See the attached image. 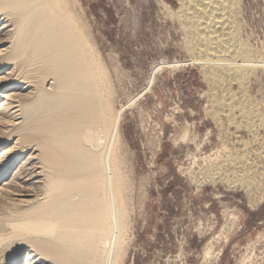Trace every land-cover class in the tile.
<instances>
[{
	"label": "rangeland",
	"instance_id": "rangeland-1",
	"mask_svg": "<svg viewBox=\"0 0 264 264\" xmlns=\"http://www.w3.org/2000/svg\"><path fill=\"white\" fill-rule=\"evenodd\" d=\"M68 1L70 11L73 10L76 25L81 29V33L83 32L85 37L83 38L86 39L83 42H89L88 47L90 49L86 47V50L91 55L90 60L93 69L97 70L95 74L99 78L100 84H102L99 87L101 91L102 89L105 90L102 91L105 100L102 99L103 102L106 101L104 102L105 105L108 104L109 115L106 109H104V112H100L102 109H98L97 106L100 108L99 103L101 102H97L96 105L97 97L87 95L84 88L82 89L84 90L83 93L80 86L73 87L76 93L72 88V90L70 89L73 91L72 94L69 92L70 90H67L69 87L67 84L71 85L70 82L73 81V78L75 80V77L70 78L69 75V83L66 82L65 79L67 78L65 77L72 71L74 73L75 69L73 68H75L78 58H80L79 61L81 58L87 59L83 57V52L82 55L79 54V56L73 57L70 54L71 50L68 45H64V48L62 44H57L58 46L54 45L56 46L54 49L50 48L52 52L48 49L49 52L47 53V49H45L46 51L42 49V52H38L39 54L42 53L41 56L38 53L35 54L32 50L31 41L34 44L35 40L32 33L37 29V26H35L37 21L34 23L33 19L31 21L33 26L29 23L31 26L28 27V24L25 26L28 28H21V24L23 25V21H25L21 15H24L25 12L22 14L19 10L16 13L10 9H2L3 12L0 10V24H2L0 28V66L6 63L0 70V105L5 102L3 96L8 93L15 94L18 100L20 99V105L23 104L22 107L14 108L18 103H11L12 100H6L11 105L9 104L8 107L3 106L4 110L7 108V112H5L7 116L0 115V155L3 153L1 149L4 147L11 149L18 143V148L19 146L22 148L23 143L30 142L33 145L27 148L33 149L22 153L23 149L19 148V152L11 158L10 163L16 160L14 170H17L19 165L21 166L33 154L37 158L29 159L28 162L32 163L29 166L36 165L34 169L41 171L43 168L44 170L41 171L44 176L41 174L42 176H37L38 178L36 177L30 181L21 180L24 176L23 172L18 174L19 178L7 173L8 176L6 175L0 179V264H14L16 260H19L18 264H25L28 251L34 248L31 244L33 240H40L38 238H41V235L42 240L48 239L49 237L46 236L49 234L50 238L51 235L53 237L56 227L50 225L49 228L48 222L56 216L55 211L53 214L50 213L53 215L52 219L49 218L51 215H48V222L44 221L45 219L42 220L41 217L44 224L39 220L40 216L38 219L36 218L37 221L36 219L31 220L35 214L37 215L40 212L38 211L40 205L43 204L41 208L47 207L45 204L48 205V198L50 199L48 186L51 181L56 178L60 179L61 176L63 178L65 175V178L71 176L75 178L77 175L83 177L80 175L82 173L86 177V175H92L98 170L99 176H97V173L95 175L99 178L96 181L98 185H103L105 191L107 190L106 193L104 190L101 192L104 196L107 193L114 194H108L105 198L109 201V196H114L119 208L121 207L120 210L122 209V215L120 214V220L117 221V224H113L114 221L111 222L106 217L105 226L107 230L104 231L105 226L103 229V241L105 239L106 242H104L105 244L101 243L102 249L105 248L103 249L105 252L101 250L103 257L101 252H98L97 255H100L98 256L99 260L96 259L95 263L264 264V126L260 122V119L264 118V0H240L239 7L236 8L235 20L239 27V35L252 51V70L251 73L249 72L245 84H235L237 81H232V84L229 83L225 87L216 86L212 78L215 74L213 68H210V65L206 66V61L201 56L199 57V54L191 52L189 49L190 34L184 24V18L180 17L179 14L181 8L179 0ZM13 13L16 15L18 13L19 17L13 15ZM18 22L21 23L17 24ZM3 26L4 28H2ZM18 28L23 29L22 33L21 31L18 32ZM22 35L25 36L20 38ZM26 36H29L27 38L29 41L31 40L30 42L27 41V38H24ZM29 44H31L32 49H30ZM61 48V52L65 51L64 49L66 51L70 50V53L67 52L70 55L65 53L66 51L63 52L64 54L59 52L58 49ZM80 49L78 48L77 53L82 51L79 52ZM57 51V55H54ZM47 57L54 59L52 61ZM44 60H46V63ZM86 61L83 59L81 62L87 64ZM61 68L63 70H60ZM68 69L69 71L66 72ZM64 73L67 75H63ZM99 74L101 76H98ZM75 75L77 74L75 73ZM60 79L65 81L66 89L63 83L61 86ZM71 79L72 81H70ZM54 80L59 81L60 84H57ZM20 81L24 83L22 82L19 87H16V83ZM53 85L55 88H53ZM77 89L80 90L79 95ZM58 90H64V93L67 90L70 96H65L69 95L66 93L63 95V91L58 93ZM41 91L44 93L43 96ZM48 92L51 93L47 95ZM232 95L233 97H231ZM56 96L58 97L57 100ZM64 96L66 100H64ZM69 97L71 99L67 100ZM87 97L91 98L88 99ZM46 98L47 102L51 101L47 103ZM93 98H96V100H93ZM232 100L234 102H245L246 106L258 115L253 117L254 120H250V123L252 122L251 128L247 127V121L237 110L234 114L231 113L230 103H233ZM87 105L94 107H92L91 112V108L89 110ZM33 111H38V113ZM23 113L25 114L23 115ZM98 113H101V116ZM230 113L234 116L233 123L228 119ZM103 114L104 117H102ZM2 117H5L4 120ZM71 122L74 124H71ZM113 122L116 123V128L112 126L114 125ZM47 123L52 127L49 128ZM102 123L106 126L109 123L108 131L105 130L106 128ZM87 124H89L88 127H86ZM45 127L47 128L45 129ZM56 128L61 130H56ZM84 128H86L87 133ZM99 128H104L103 132ZM47 129L58 131L55 133H58L59 138L53 135L52 130L49 131L53 133L48 132ZM63 130L68 132V134L65 132L66 137H72V141L67 138L69 141L78 144L80 140L83 143L87 142L89 146L80 142L83 145L81 151L80 148L79 150L77 148L81 145L76 144L75 148L73 145L68 144L70 142L65 138V133L62 135ZM59 131H62L61 134H59ZM81 131L82 134H80ZM70 132H75V134ZM78 132L81 136L77 137V141L74 138ZM28 133L30 138L22 139V136L25 138ZM44 134L49 135V137H46L50 140L56 137L57 141L60 138L62 140L64 136L65 139L62 143H67L66 145L63 143L66 149L59 144L61 140L58 142V145L62 146L61 148L59 146L60 149L56 148L57 144L53 146L57 141L51 140L54 142L51 145L52 152L47 153L44 147L46 146L45 141L48 139ZM50 135L54 137L52 136V138ZM92 135L95 139L92 138L91 142H97L95 143L97 145H92L91 142L84 140L86 137H92ZM100 135L101 139L99 138ZM41 137L45 138H42L43 144L40 140ZM91 137L89 138L91 139ZM39 140L40 142H38ZM50 140L47 141V149L51 148L49 145ZM36 143H40L39 146ZM34 146L39 148L35 149ZM72 146L77 151L65 160L68 164L73 161V165L63 164L62 162L66 161L62 159L67 158L64 155L66 154L64 150L68 152ZM53 147L56 150H53ZM67 147L69 150H67ZM62 148L64 149L62 150ZM83 149L89 150V153L95 151L90 155L87 150V152L84 151V154L87 153L85 157L84 154L81 156ZM41 150L43 154L46 150V156H40ZM57 150L59 152L63 151L62 154L64 153L61 159L62 162L60 154L56 153ZM53 151H56L55 154H52ZM70 153L73 154L74 152L71 151ZM75 155L79 158H76ZM72 156L76 158L77 162L81 161L82 163L79 165V162L78 164L74 162L75 159L70 158ZM83 157H88L90 163L87 160L85 162ZM52 158H56V161L51 160ZM57 158H59L58 162ZM49 159L53 162L49 163ZM92 160H98L99 164H97L98 161L93 162ZM59 162L65 165V168L77 167V165L78 167H71V170L69 168V171H72L70 172L71 176H69L70 174H66L69 172L67 168V170L61 168L63 171L60 169L61 164H53L56 171L54 166H51V163L58 164ZM92 163L97 166L94 168ZM8 165L5 164V167L0 168L1 175ZM83 165H89L87 167L90 169L93 166L95 170H92L94 172L88 169L91 172L88 173L87 168ZM79 166L84 167L81 169L82 172L80 169L78 171ZM57 170H60V172ZM73 172L77 173L76 176L75 174L73 176ZM49 173H52V175ZM57 173L61 175H57ZM56 175L59 177H56ZM100 177H102L101 180ZM105 180H109V182H105ZM110 182L113 184L111 187L108 185ZM105 184L108 186L106 187ZM13 185L17 187L16 190ZM111 188L114 191H109ZM95 194L92 192V196H95ZM76 196L73 197L74 199L76 197L75 202L79 205V203L81 204L80 200L84 199L85 196L83 198L79 195ZM105 198L103 199L105 200ZM74 199L71 198L70 202L67 199V203H74ZM85 199L87 202L82 200L84 202L82 203L87 204L89 208L85 205H83L85 209L79 208L82 204L79 207L77 206L76 209L79 208V211L77 209L75 216H80L83 209L86 210L87 208L89 210L91 208L88 205L91 198L89 200L88 197ZM106 200L104 202L108 203ZM64 203L63 208L70 209V211L64 209L58 211L62 213L68 211L67 214L69 212L73 214V211L76 210L75 203L70 204L72 208L74 207L72 210L66 201ZM91 203L93 202L91 201ZM35 207H37L38 212L34 211V214L32 210H36ZM81 209L82 212H80ZM94 211L96 212V209ZM94 211L92 210V212ZM59 212L58 215L61 214ZM74 214L72 217H74ZM96 214L94 216H97ZM58 215L53 222L59 221ZM68 215L61 214V217H59L63 218L64 216L67 217L64 219H68L71 214ZM110 222L111 227L108 226ZM24 223L27 224L24 225ZM112 224L118 230L113 229ZM42 228L47 231L48 228L52 229L50 231L52 234H48ZM108 229H111L109 231L112 233ZM10 231L13 233L23 232V235L27 232V235L23 236L19 233L20 238H18V234L17 237L16 234L10 233ZM91 231L97 230L93 229ZM44 233H47V235ZM9 236H14V238ZM107 236L112 239L115 236L116 238L117 236L121 237H118L117 240H112L109 237L114 241H110V243ZM40 256L37 257L36 262L32 261L31 264L55 263L52 258L42 259L44 256L42 258ZM92 256H96V254ZM91 259V262L95 260Z\"/></svg>",
	"mask_w": 264,
	"mask_h": 264
},
{
	"label": "bare ground",
	"instance_id": "bare-ground-1",
	"mask_svg": "<svg viewBox=\"0 0 264 264\" xmlns=\"http://www.w3.org/2000/svg\"><path fill=\"white\" fill-rule=\"evenodd\" d=\"M180 1V4H181V8H180V11H179V14H180V17L182 16L183 18H184V24H185V26L187 27V31H188V33L190 34V41H188V47H189V49L191 50V52H195V53H197V54H199V57L201 56L202 57V59L203 60H205L206 61V63H205V65L207 66V65H210L211 67L210 68H213V70L215 71V74H214V76H212V78H213V81H214V83L216 84V86H220V87H225V86H227L229 83H231L232 81H237L235 84H237V83H239V84H241V85H243V84H245V82L247 81V77H248V75L251 73L250 71L252 70V56H251V52L252 51H250L251 49L249 48V46H248V44L247 43H245L244 41H243V39L240 37V35H239V27L237 26V23H236V20H235V12H236V8L237 7H239V4H240V0H179ZM69 1L68 0H0V10H1V12H3L2 11V9L3 10H6V9H10V10H12V11H15V13H16V11L18 12V10H19V12H22V14H24V12H25V16L24 15H21V16H23V18H24V20L25 21H23V25L21 24V28H23V27H25V26H27V24H28V27H29V23H31V21H33V19H34V23H35V21H37L36 23V25L35 26H37V29L34 31V33H32L33 34V39L35 40L34 41V44L32 43V41H31V44H32V46H30L31 44H29V46H30V49H32L34 52H35V54L36 53H38V52H40L42 49L43 50H45V49H49L50 50V52H52V49H54V47H56V46H58L57 44H62L63 45V47H64V45H68L69 46V48H70V50H71V53L67 50L66 51V49H64L65 51H63V52H65V53H67V52H69L73 57H76L77 55L79 56V54L80 55H82L81 53L83 52L84 54H83V57H86L87 59H85V58H81V60L79 61V59L80 58H78V60H77V63H76V65H75V68H73V69H75L74 70V73H73V71L70 73V74H63V75H67V77H65V78H67V79H65V80H67L66 82H68V77H69V75H70V78H72V77H75V80H74V78H73V81H72V79L70 80V81H72V82H70L71 83V85H72V87H70L71 85L70 84H67V85H69V89L67 88V90H70L71 88L74 90V93H76L75 92V89L73 88V87H81V92L82 91H84L85 90V93L87 92V95L89 94L91 97L92 96H96L97 97V101H95L96 103V105L98 104L97 102H101V103H99L100 104V108H99V106H97L98 107V109H102L100 112H104V109H106V110H108L109 108H108V104L106 103V105H105V103L104 102H106V101H104L103 102V99L105 100V98H103L104 97V93L102 94V91H105V90H103L102 89V91H101V89H100V87H99V85H102V84H100L101 82L99 81V78L96 76V74H95V71H97V70H94L93 69V65H92V62H91V60H90V53H89V51L88 50H86L87 48L86 47H88V45H89V42L87 41V43L85 42L86 41V39H84L85 37H84V34H83V32L81 33V29H79L78 27H77V25H76V19L74 18V13H72V11L73 10H71L70 11V9H69ZM0 12V13H1ZM8 12H9V10H8ZM11 12V11H10ZM15 13H13V15L15 14ZM20 14V13H19ZM175 14V13H174ZM12 15V16H13ZM16 15V14H15ZM16 16H18V13H17V15ZM20 16V17H21ZM15 17V16H14ZM19 17V16H18ZM178 17V16H177ZM180 17H179V19H180ZM178 19V18H177ZM16 20V19H15ZM17 21H18V18H17ZM21 21V20H20ZM19 23H21V22H18L17 24H19ZM31 25H32V23H31ZM30 25V26H31ZM1 26H2V24H0V28H1ZM33 26V25H32ZM28 27H25V28H28ZM2 28H4V26L2 27ZM21 28H18V32L19 31H21V33H22V30L23 29H21ZM20 29V30H19ZM30 30H31V28H29ZM27 30V29H26ZM186 30V29H185ZM28 31V30H27ZM20 33V32H19ZM18 34V33H17ZM16 34V35H17ZM83 34V35H82ZM21 35V34H20ZM23 36H25V35H22V36H20V38L21 37H23ZM32 36V35H31ZM29 38V36H26V37H24V38ZM84 37V38H83ZM23 38V39H24ZM27 38V41H29V39ZM189 38V37H188ZM83 40H85L84 42H83ZM29 41V42H30ZM3 42V41H2ZM26 42V41H25ZM28 42V43H29ZM0 44H1V41H0ZM54 45H56V46H54ZM17 47V46H16ZM32 47V48H31ZM187 47V48H188ZM50 48H52V49H50ZM65 48V47H64ZM78 48H81L80 50H79V52L80 53H77V51H78ZM89 48V47H88ZM90 49V48H89ZM49 50L47 51V53L49 52ZM55 50H57V49H55ZM60 50H62V48L61 49H58V51L59 52H61ZM46 51V50H45ZM44 51V52H45ZM58 51L57 52H55V54L54 55H57L56 53H58ZM93 51V50H92ZM42 52V51H41ZM63 52H61V53H63ZM15 53V52H14ZM69 53H67V54H69ZM12 54V53H11ZM39 54V53H38ZM40 54H42V53H40ZM39 54V55H40ZM64 54V53H63ZM69 54V55H70ZM85 55V56H84ZM41 56V55H40ZM51 56V55H50ZM12 57V56H11ZM52 57V56H51ZM70 57V56H69ZM80 57H82V56H80ZM47 58H50V57H47ZM46 58V59H47ZM37 59V58H36ZM45 59V58H44ZM51 59V58H50ZM49 59V61H53V59L54 58H52L51 60ZM62 59V58H61ZM60 59V61H62V60H64V59H62L61 60ZM87 60L86 62H87V64H85L84 62H81L82 60ZM59 60V59H58ZM40 61V60H39ZM42 61H43V59H42ZM45 61V63H46V60H44ZM59 61V62H60ZM65 61V60H64ZM64 61H62V62H64ZM38 62V61H37ZM61 62V63H62ZM49 63V62H48ZM55 63H56V61H55ZM254 63V62H253ZM5 64L6 63H3L2 64V66H0V70H2V67H4L5 66ZM69 64V63H68ZM68 64H67V66H68ZM202 64H204V63H202ZM35 65V64H34ZM59 65V64H58ZM204 65V66H205ZM61 66H63V64H61ZM60 66V67H61ZM70 66V65H69ZM36 67V66H35ZM57 67V66H56ZM98 67V66H97ZM41 68V67H40ZM64 68V67H63ZM71 68V69H72ZM48 69V68H47ZM52 69H54V68H52ZM60 70H63L62 68L60 69ZM47 71V70H46ZM49 71V70H48ZM53 71H55V70H53ZM65 71V70H64ZM69 71V69L66 71V72H68ZM71 71V70H70ZM214 71H212V72H214ZM250 72V73H249ZM253 72V71H252ZM60 73H63V72H60ZM74 74V76H73V74ZM75 73L77 74V75H75ZM72 74V75H71ZM97 74H98V72H97ZM103 74V73H102ZM206 74V73H205ZM58 75V74H57ZM60 76H63V75H61V74H59ZM9 76V75H8ZM98 76H101V74H99ZM95 77H97V78H95ZM10 78V77H9ZM69 78V79H70ZM95 78V79H94ZM106 78V77H105ZM1 79V78H0ZM55 79V78H54ZM58 79V78H57ZM64 79V78H63ZM98 79V80H97ZM104 79V78H103ZM101 80V79H100ZM24 81V80H23ZM23 81H20L19 83H16V87H19L21 84H22V82ZM54 81H56V80H54ZM60 81H61V79H60ZM28 82H30V81H28ZM57 82V84L59 83L60 84V82L59 81H56ZM103 82V81H102ZM24 83V82H23ZM31 83V82H30ZM62 83L64 84V87H65V89H66V87H67V85L65 84V81L63 80V81H61V86H62ZM69 83V82H68ZM75 84V86H73ZM232 84V83H231ZM33 85V84H32ZM66 85V86H65ZM31 86V85H30ZM35 86V85H34ZM54 86V85H53ZM15 87V88H16ZM63 87V88H64ZM53 88H55V86L53 87ZM84 88V90H82ZM101 88H103V87H101ZM230 88V87H229ZM243 88H245V87H243ZM57 89V88H56ZM64 89V90H65ZM71 89V90H72ZM241 89V88H240ZM49 90H50V88H49ZM54 90V89H53ZM64 90H58V93H59V91H63V95L66 93V94H69V92L71 93V92H73V91H65V93H64ZM228 90V89H227ZM243 90V89H242ZM39 91V90H38ZM44 91V90H43ZM45 91H46V89H45ZM44 91V92H45ZM51 91V90H50ZM56 91V90H55ZM80 90H78L77 89V94L79 95V92ZM53 92V91H52ZM225 92V91H224ZM51 93V92H50ZM49 92L48 93H46L47 95L48 94H50ZM55 93V92H54ZM83 93V92H82ZM84 93V94H85ZM37 94V93H36ZM40 94V93H39ZM42 94H44V93H42V91H41V95ZM45 94V95H46ZM56 94V93H55ZM60 94H61V92H60ZM72 94V93H71ZM81 94V93H80ZM83 94V95H84ZM38 95V94H37ZM46 95V96H47ZM56 95H58V94H56ZM103 95V96H102ZM231 95V94H230ZM43 96V95H42ZM45 96V97H46ZM65 96H70V94L69 95H65ZM65 96H64V98H65ZM85 96V95H84ZM106 96V95H105ZM34 97V96H33ZM52 97H53V95H52ZM58 97H59V95H58ZM58 97L56 96V100L58 99ZM62 97V96H61ZM83 97V96H82ZM90 97V98H91ZM231 97H233V95L231 96ZM3 98H4V100H5V102H3V103H1V105H0V108L2 107V109H0V115L2 114V115H4L5 117L7 116V115H5V112H7L6 110H7V108H6V110H4L3 109V106H5V107H8V106H10L11 105V103H18V105H15L14 106V108H16V107H22L23 106V104H22V106L20 105V99L18 100V98H17V96H15V94H6V95H4L3 96ZM44 98V97H43ZM48 98V97H47ZM47 98H46V102H47ZM63 98V99H64ZM74 98V97H73ZM88 99H90L89 97H87ZM87 98H86V100H87ZM103 98V99H102ZM53 99V98H52ZM55 99V98H54ZM69 99H71V97H69V98H67V100H69ZM77 99H79V98H77ZM83 99V98H82ZM81 99V100H82ZM6 100H8V101H10V100H12V102L11 103H7L6 102ZM39 100V99H38ZM64 100H66V98L64 99ZM73 100V99H72ZM75 101H76V99H74ZM80 100V101H81ZM93 100H96V98H93ZM220 100V99H219ZM227 100V99H226ZM231 100V99H230ZM239 100V99H238ZM44 101H45V99H44ZM43 101V102H44ZM51 101V100H50ZM50 101H48V102H50ZM61 101V100H60ZM85 101V100H84ZM84 101H83V104H84ZM92 101V100H91ZM222 102H223V100H221ZM233 101V100H232ZM36 102H38V101H36ZM43 102H41V104H43ZM47 102V103H48ZM73 102V101H72ZM87 102V101H86ZM89 103H90V100L88 101ZM218 102V101H217ZM226 102H228V101H226ZM52 103H53V101H52ZM51 103V104H52ZM71 103V102H70ZM92 103V102H91ZM216 103V102H215ZM224 103V102H223ZM10 104V105H9ZM37 104V103H36ZM39 104H40V102H39ZM45 104V103H44ZM229 104V103H228ZM34 105V104H33ZM46 105V104H45ZM50 105V104H49ZM53 105V104H52ZM85 105V104H84ZM92 105V104H91ZM90 105V106H91ZM222 105V104H221ZM227 105V104H226ZM42 106V105H41ZM51 106V105H50ZM71 106V105H70ZM40 107V106H39ZM67 107V106H66ZM86 107V106H85ZM87 107H89L88 105H87ZM93 107V106H92ZM92 107H89V110H90V108H91V110H90V112L92 111ZM10 108V107H9ZM24 108V107H23ZM52 108V107H51ZM94 108V107H93ZM230 108H231V113H233L234 114V112H236V110L238 111V113L244 118V120H246L247 121V127H249V128H251V125H252V122L250 123V120H254L253 119V117H255V115H257V114H254V112H253V110H251V108H249L248 106H246V104H245V102H240V101H236V102H234L233 101V103H230ZM229 108V109H230ZM22 109V108H21ZM32 109V108H31ZM48 109V108H47ZM88 109V108H87ZM19 110V109H18ZM17 110V111H18ZM34 110V109H33ZM37 110V109H36ZM42 110V109H41ZM40 110V111H41ZM105 110V111H106ZM20 111H22V110H20ZM83 111V110H82ZM15 112V111H14ZM23 112V111H22ZM33 112H35V111H33ZM37 113H38V111H36ZM35 112V113H36ZM88 112V111H87ZM99 112V111H98ZM107 112V111H106ZM105 112V113H106ZM20 113V112H19ZM27 113V112H26ZM40 113V112H39ZM58 113H59V111H58ZM94 113V112H93ZM104 113V114H105ZM108 115H109V110H108ZM107 113H106V116H107ZM229 114V120H231V122L233 121V115L232 114ZM15 114V113H14ZM25 113H23V115H24ZM34 114V113H33ZM89 114V113H88ZM98 114H100V116H101V113H98ZM104 114H103V116L102 117H104ZM93 115V114H92ZM94 115H95V113H94ZM13 116V115H12ZM14 116H16V115H14ZM34 116H35V114H34ZM70 116V115H69ZM105 116V117H106ZM258 116V115H257ZM4 117V118H5ZM25 117V116H24ZM37 117V116H36ZM68 117V116H67ZM89 117V116H88ZM93 117V116H92ZM91 117V118H92ZM101 117V118H102ZM3 118V117H2ZM2 118H1V120H2ZM4 118H3V120H4ZM13 118V117H12ZM15 118V117H14ZM26 118V117H25ZM24 118V119H25ZM62 118V117H61ZM95 118V117H94ZM41 119V118H40ZM71 119V118H70ZM98 119H99V116H98ZM64 120V119H63ZM104 120V119H103ZM106 120V119H105ZM108 120V119H107ZM35 121V120H34ZM46 121V120H45ZM48 121V120H47ZM101 122H102V120H100ZM50 122H52V121H50ZM84 122H86V121H84ZM84 122H83V124H84ZM104 122H108V121H104ZM110 122H111V120H110ZM260 122H261V125L262 126H264V118H261L260 119ZM94 123H95V121H94ZM99 123V122H98ZM233 123V122H232ZM46 124V123H45ZM48 124V123H47ZM58 124H60V123H58ZM71 124H74V123H72L71 122ZM102 124H104V123H102ZM102 124H100L101 126H103ZM110 124H112V123H110ZM113 124L114 125H112L114 128H116V123H114L113 122ZM20 125V124H19ZM49 125V124H48ZM76 125V124H75ZM82 125V124H81ZM95 125V124H94ZM237 125V124H236ZM24 126V125H23ZM50 126L51 125H49L48 127L50 128ZM54 126V125H53ZM79 126V125H78ZM84 126V125H83ZM89 126V124H87V126L86 127H88ZM109 126V123L107 124V126H106V124H104V128H106L105 130H107V128H109L108 127ZM254 126V125H253ZM44 127V126H43ZM52 127V126H51ZM71 127V126H70ZM41 128V127H40ZM47 127H45V129H46ZM73 128V127H72ZM79 128H80V126H79ZM93 128H95V127H93ZM104 128L103 129H100L101 131L102 130H104ZM236 128V127H235ZM29 129V128H28ZM54 129V128H53ZM57 129H60V128H56V130ZM73 129H75V128H73ZM85 129V132H86V128H84ZM89 129V128H88ZM48 130V129H47ZM49 130H52V129H49ZM48 130V132H51V131H49ZM56 130H52L53 132H54V136H56V137H58L57 136V134L58 133H55V132H58V131H56ZM61 130V129H60ZM110 130V129H109ZM115 130V129H114ZM28 131V130H27ZM36 131V130H35ZM64 131V130H63ZM76 131V130H75ZM90 131H92L91 129H90ZM100 131V132H101ZM108 131V130H107ZM29 132V131H28ZM47 132V133H48ZM53 132H51V133H53ZM62 132V131H61ZM61 132L59 131V134H61ZM66 132V130L64 131V132H62V135L64 134ZM80 132V131H79ZM79 132H78V134H77V136L74 138V140H77L78 138L77 137H79V136H81L80 134H82V131H81V133L79 134ZM99 132V133H100ZM103 132V131H102ZM27 133V132H26ZM43 133V132H42ZM51 133H49V134H51ZM67 134H68V132H66ZM64 134V136L65 135H67V134ZM71 133V132H70ZM72 133H74L75 134V132H72ZM71 133V134H72ZM87 133V132H86ZM107 133H109V132H107ZM106 133V134H107ZM89 134V133H88ZM91 134V133H90ZM95 134V133H94ZM93 134V135H94ZM28 136H25V138H24V136H22V139H25L26 140V138H30V136H29V133L27 134ZM45 135V137L46 136H48L49 137V135H46V134H44ZM52 135V136H53ZM93 135H92V137L91 136H89V137H91V139L89 138V137H86V139H84L85 141L87 140V141H89V142H91L92 141V138H94L93 137ZM95 135H97V134H95ZM94 135V136H95ZM99 135V134H98ZM51 136V135H50ZM51 136V137H52ZM53 136V137H54ZM63 136V137H64ZM87 136V135H86ZM48 137H46L47 139H48ZM50 137V138H51ZM52 137V138H53ZM55 137V138H56ZM60 137H62L61 135H60ZM62 137V140H61V138L59 139V140H61V142L59 143L60 145H62L63 147H65V145L67 144V143H64L65 145H63V143H62V141H63V139H71V141L73 140L72 139V137L70 138V137H66L65 136V138H63ZM82 137H83V135H82ZM101 137V135L99 136V138ZM106 136H104V138H105ZM42 138L43 137H41V139L40 140H42ZM55 138H53V140L52 141H54V140H56L57 141V139H55ZM59 138V137H58ZM43 139H45V138H43ZM46 139V140H47ZM67 139V141H69ZM95 139V138H94ZM93 139V140H94ZM101 139V138H100ZM106 139V138H105ZM20 140V139H19ZM24 140V141H25ZM40 140L38 141V142H40ZM50 139H48L47 141H49ZM50 140V143H49V145L51 146L52 145V143H54V142H52ZM59 140L57 141V142H55L54 144H53V146H56V144H57V146H56V148L58 149L59 148V146L60 145H58V142H59ZM96 140H97V138H96ZM107 140V139H106ZM105 140V141H106ZM31 141V140H30ZM45 141V140H44ZM47 141H45L46 142V148L44 147V149H46L47 150V153L49 152H52V146H51V148L49 147L48 149H47V147H48V145H47ZM67 141H65V142H67ZM71 141H69L70 143H68V144H71V145H73L74 147L75 146H77V145H81V146H78L77 148H78V150H79V148H80V150H81V147L83 146L81 143H83V142H81L80 140H79V143L77 144V143H75V142H71ZM78 141V140H77ZM33 142V141H32ZM36 142V141H35ZM102 142V141H101ZM17 143V142H16ZM23 143V142H22ZM22 143H21V145H22ZM27 143V142H26ZM23 143L24 144V146L22 147V148H20L21 146H19V148L20 149H23L22 150V153H24L25 151H27V150H31V149H33V148H27V147H29V146H32L33 144H31L30 142V144L29 143ZM41 143L43 144V140L41 141ZM62 143V144H61ZM72 143H75V144H72ZM95 143H97V142H95ZM95 143H93V142H91V144L92 145H94ZM35 144V143H34ZM36 144H38V146H39V144L40 143H36ZM77 144V145H76ZM83 144H86L87 145V142H85V143H83ZM91 144H90V146H91ZM100 144V143H99ZM102 144V143H101ZM18 143L16 144V146H14V147H12L11 149L10 148H7V147H4L3 149H1V151L3 152L1 155H0V168H3V167H5V164H9L8 165V167L6 168V170H5V172H3V174L1 175V178L0 179H2L3 177H5L6 175H7V173H11V175H15V178H19V176H18V174H21V172H23V177L21 178V180L22 179H24L23 181H30V180H32V179H34V178H36L37 176H40L41 174H42V170H43V168H42V170L41 171H38L37 169H34V168H36V165H32V166H29V164H32L31 162L29 163L28 162V160L29 159H33V158H37V157H34L33 156V154H31L30 156H29V158H28V160L27 161H25L24 163H22V165L20 166L19 165V168L17 169V170H14V167H15V165H16V160L13 162V163H10V161H11V158L14 156V155H16L18 152H19V148H18ZM20 145V144H19ZM86 145H84L85 147H86ZM95 145H97V144H95ZM105 145V144H104ZM36 146V145H35ZM35 146H34V148H35ZM40 146H42V145H40ZM62 146H60V148L62 147ZM71 147V148H69V149H71L70 151H68L69 153L72 151V152H74L73 154H69L66 150H64L65 152H66V154H68L67 156H66V154H64L65 155V157H67V158H64V159H62L63 157H62V153L61 152H63V151H61V152H59L58 150H57V152L56 151H53V153L52 154H55V152L58 154H60V156H61V158H60V156H59V158H60V160L62 159V160H64V161H66L67 159H69L68 158V156L69 155H74L75 153H76V151L77 150H75V148L74 147ZM87 146H89V145H87ZM103 146V145H102ZM101 146V147H102ZM68 147H70V146H68ZM68 147H67V150H69L68 149ZM84 147V148H85ZM92 147H94V146H92ZM96 147H98V146H96ZM39 148V147H38ZM38 148H35V149H38ZM42 148V147H41ZM40 148V149H41ZM56 148H54L53 147V150H56ZM59 148V149H60ZM87 148V147H86ZM64 148H62V150H63ZM65 149H66V147H65ZM103 149V148H102ZM42 150H43V148H42ZM41 150V151H42ZM46 150H45V154H47L46 153ZM87 149H83V152H81L82 153V155L81 156H83V154H84V151H86ZM101 150V149H100ZM44 151V150H43ZM43 151L42 152H40V156L42 157V156H44L45 154H43ZM88 151V154L90 155V154H92V152L94 153V151H92L91 153H89V150H87ZM86 151V152H87ZM79 152V151H78ZM77 152V153H78ZM85 152V154H87ZM99 153V152H98ZM97 153V154H98ZM85 154H84V156H85ZM247 154V153H246ZM50 155V154H49ZM77 156H78V154H76ZM75 155V156H76ZM46 156V155H45ZM48 156V155H47ZM58 156V155H57ZM76 156V158H79V157H77ZM80 156V157H81ZM88 156V155H87ZM98 156V155H97ZM113 156V155H112ZM111 156V157H112ZM86 157V156H85ZM89 157V156H88ZM87 157V158H88ZM99 157H101V156H99ZM59 158H57L58 160H57V162L59 161ZM72 160L73 159H75V161L74 162H76L77 164H78V162L76 161V158L75 157H70ZM84 158V157H83ZM87 158H84L85 159V162H86V160L87 161H89ZM90 158V157H89ZM92 158H94V156H92ZM104 158V157H103ZM45 159H47V158H45ZM66 159V160H65ZM96 159V158H95ZM98 159V158H97ZM250 159V158H249ZM51 160H55L56 161V158L54 159V158H52ZM62 160H61V162H62ZM78 160V159H77ZM80 160H81V158H80ZM83 160V159H82ZM102 160V159H101ZM46 161V160H45ZM47 161H48V159H47ZM71 161V160H70ZM69 161V162H70ZM93 161V160H92ZM97 162L98 160H94L93 162ZM8 162V163H7ZM50 162H53V161H50V159H49V163ZM67 162V161H66ZM66 162H62L63 164H67V165H71L72 164V162L73 161H71V163H69L68 164V162L66 163ZM85 162H84V164H85ZM43 163V162H42ZM41 163V164H42ZM47 163V162H46ZM76 163H74V164H76ZM80 163H82L81 161L79 162V165H80ZM89 163H90V161H89ZM88 163V164H89ZM244 163V162H243ZM45 164V163H44ZM53 164H55V165H59V164H61L60 162L57 164V163H51V166H54V169L56 168L55 167V165H53ZM63 164H61L62 166L60 167V169L61 168H65V165H63ZM97 164H99V161L97 162ZM111 164V163H110ZM39 165V164H38ZM50 165V164H49ZM48 165V166H49ZM73 165V164H72ZM82 165V164H81ZM92 165H94L93 163H92ZM91 165V166H92ZM83 166H85V165H83ZM82 166V167H83ZM87 166H89V165H86L85 166V168H87V170L88 169H90V168H88ZM97 165H94V168L96 167ZM99 166V165H98ZM103 166H105L104 164H103ZM102 166V167H103ZM112 166V165H111ZM245 166V165H244ZM43 167V166H42ZM44 167L46 168V166L44 165ZM59 167V166H58ZM71 167H75V166H71ZM71 167H69L70 168V170H71ZM77 167H78V165H77ZM77 167H75V168H77ZM80 168H78V171H80L81 169H82V167L81 166H79ZM106 167H108V166H106ZM41 168V167H40ZM67 168V167H66ZM64 169V170H67L68 169V171H69V168H67V169ZM84 168V167H83ZM93 168V166H92V169H94ZM99 168H101V167H99ZM105 168V167H104ZM49 169H51L50 167H49ZM59 169V168H58ZM80 169V170H79ZM92 169H90L91 170V172H94V170H92ZM40 170V169H39ZM62 170V169H61ZM75 170V169H74ZM85 170V169H84ZM90 170H88L87 172L88 173H91L90 172ZM101 170V169H100ZM105 170V169H104ZM107 170V169H106ZM44 171V170H43ZM55 171H56V169H55ZM57 171H59L60 172V170H57ZM63 171V170H62ZM78 171L76 170V172L78 173ZM86 171V170H85ZM85 171H83V172H85ZM99 171V170H98ZM97 171V172H98ZM103 171V170H102ZM1 172V171H0ZM65 172H67V171H65ZM64 172V173H65ZM70 172H72V171H69L68 173H66L67 175L68 174H70ZM75 172V171H74ZM73 172V176H74V173ZM81 172H82V170H81ZM96 172V173H97ZM53 173V172H52ZM52 173H49V174H51L52 175ZM56 173V172H55ZM63 173V174H64ZM76 173V174H77ZM87 173V174H88ZM95 172L94 173H92V175L91 174H88L89 176H87L86 175V177H85V174L84 173H82V174H80V175H82L83 177H78V175H77V177H72L71 176V174L69 175V176H71L70 178L68 177H66L65 178V176H63V178H62V176L60 177V179L58 178H56L55 180H53V181H51V183H50V187L48 186V195H50V199L48 198V205L47 204H45L47 207H45V208H41V206L43 205H40L39 207H38V211H40V212H38L37 211V207H35V209L36 210H32V212L35 214V212L37 211L38 213H37V215L35 216L34 214H32V215H34L32 218H31V220L32 219H38L39 218V216H40V218H39V220H41V217L43 218L42 220H44V221H47L48 222V220H47V218H48V215H51L50 213L52 212V214H53V212L56 214V216H54V218L56 219V217H57V215H58V210H68V211H70V209H65V208H63L64 206L63 205H65V201H66V203H67V199H68V202H70V200H71V198H72V200L74 199V197L73 196H76V195H79L80 197H82L83 198V196H85L84 197V199H82V200H85L86 201V199L85 198H87L88 197V200H89V198H91V200H90V202L92 201L93 203H91L90 204V202L88 203V205H90V207L92 208H90L89 210L87 209V208H89V206L87 207V204H83L84 202L82 201V200H80L81 201V204H82V206H80L79 207V205H81L80 203H79V205H77L76 204V202H75V199H76V197H78V196H76L75 197V199H74V203H75V205L76 206H74L75 207V209H76V207L78 206L79 208H84L85 209V207H87L86 208V210H84L83 209V212H82V209H81V211L80 212H82L81 214L78 212V214H80V216L79 215H77V216H75L76 214H77V209H78V211H79V208H77L75 211H73L74 213V217H72V212L70 213H68L69 215H70V217L68 218V219H64V218H67V217H64L63 216V218H60L61 216V214H63V215H68L67 214V212L65 211L64 213H62L61 211L59 212V214L60 215H58V219H59V221L57 222L56 220V223L55 222H53L54 221V218H53V215H51V217H49L50 219H52L51 221H49L48 223H49V225H48V223H47V225H48V227L50 228V225L53 227H56L55 228V231H54V235H53V237H54V239H53V237H52V235H51V238H50V234L49 233H51L50 231L52 230V229H49L48 228V231L47 230H45L44 228H42V229H44L49 235H47V233H44V234H46L45 236L46 237H49L48 239L46 238V239H44L45 237H44V234H43V239L44 240H42L41 238H42V235H41V238H38V239H40V240H38V241H32V246L34 247H32L33 249L32 250H30V251H28V253H27V259H26V262H25V264H31V262L32 261H34V262H36V260H38L37 259V257L39 256V255H41L40 257L42 258L43 256L45 257H43L42 259H53L54 261H55V263L57 264H93V263H95V261H96V259L97 260H99V257L98 256H100V255H97L98 254V252H101V250H102V252H105V250H103V249H105V248H103L102 249V246H101V243H103V244H105L104 242H106V240L104 239V241H103V232L104 231H106L107 230V227L105 226V220H106V217H107V219L109 220H111V222H116V223H114L113 222V224H117V221L118 220H120L119 219V216H120V214H121V212H122V209L120 210V208H119V205H118V202L116 201V199H115V197L114 196H109V201L108 200H106L107 198H105V197H107V195L109 194V195H114L113 193H107L106 194V196H104L103 195V192H101L102 190H104L103 189V185H98V183H97V178H99V177H96V174ZM117 173V172H116ZM58 174H60V173H57V175ZM76 174H75V176H76ZM101 174V173H100ZM43 175V174H42ZM41 175V176H42ZM56 175V177H59V176H57ZM61 175V174H60ZM8 176V175H7ZM44 176V175H43ZM97 176H99L98 175V173H97ZM46 177V176H45ZM49 177V176H48ZM108 177V176H107ZM9 178V177H8ZM38 178V177H37ZM103 178H104V176H103ZM114 178V177H113ZM27 179V180H26ZM45 179V178H44ZM102 179V177H100V180ZM106 179V178H105ZM47 180H48V178H47ZM49 180H51V179H49ZM39 181V180H38ZM108 182H109V180H107ZM106 180H105V182H107ZM113 181V180H112ZM242 181V180H241ZM13 182V181H12ZM102 182V181H101ZM101 182H99V183H101ZM114 182V181H113ZM245 182H246V180H245ZM9 183V182H8ZM49 183V182H48ZM103 183V182H102ZM7 184V183H6ZM10 184H12V183H10ZM17 184V183H16ZM9 185V184H8ZM44 185V184H43ZM108 185H110L109 187H111V186H113V184L110 182V183H108ZM108 185H106L105 184V186L107 187ZM10 186V185H9ZM14 186V185H13ZM17 186H19V185H17ZM11 187V186H10ZM15 187V190L17 189V187L16 186H14ZM22 187V186H21ZM24 187V186H23ZM22 187V188H23ZM116 187V186H115ZM2 188V187H1ZM117 189V188H116ZM4 190V189H3ZM6 190V189H5ZM4 190V191H5ZM27 190V189H26ZM114 191V189L113 188H111V189H109V191ZM1 191H2V189H1ZM21 191V190H20ZM100 191V192H99ZM105 191V190H104ZM107 191V190H106ZM106 191H105V193H106ZM6 192H8V191H6ZM92 192H94V194L95 193H97L98 194V192H99V197H98V195H96L95 194V196L93 195L92 196ZM119 192V191H118ZM101 193V194H100ZM104 193V194H105ZM120 193V192H119ZM116 194V193H115ZM104 196V197H103ZM118 196H120V195H118ZM46 197H48L47 195H46ZM79 197V198H80ZM103 198H105V200L106 201H108V203H105L104 201V199ZM117 198V197H116ZM36 199V198H35ZM47 199V198H46ZM104 200V201H103ZM77 201H78V199H77ZM119 202H120V200H118ZM46 202V201H45ZM44 202V203H45ZM71 202H73V201H71ZM83 202V203H82ZM87 202V201H86ZM62 203H64V204H62ZM74 203H67L68 205H70V204H74ZM95 203V204H94ZM40 204V203H39ZM66 204V205H67ZM95 206H94V205ZM16 205V204H15ZM44 205V206H45ZM62 205V206H61ZM67 205V206H68ZM83 205H85V207L83 206ZM43 207V206H42ZM62 207V208H61ZM74 207L72 208V205H70V207L69 208H71V210L72 209H74ZM39 208H41V209H39ZM68 208V207H67ZM43 209V210H42ZM94 209H96V212L94 211ZM92 210L95 212V213H97L96 215L97 216H94L95 215V213L94 212H92ZM35 211V212H34ZM56 211H58L57 213H56ZM26 212V211H25ZM24 212V213H25ZM93 213H94V215H93ZM22 214H23V212H22ZM25 215V214H24ZM23 215V216H24ZM31 215V216H32ZM47 215V216H46ZM68 215V216H69ZM122 215V214H121ZM123 215H124V213H123ZM28 216V215H27ZM60 216V217H59ZM19 217V216H18ZM44 217H46V218H44ZM75 217H80V218H75ZM122 217V216H121ZM20 218V217H19ZM23 218V217H22ZM26 218H28V217H26ZM25 218V220L27 221V219ZM30 219V218H29ZM37 219H36V221H37ZM31 220H29V221H31ZM42 220H41V222H42ZM61 220V221H60ZM23 221V220H22ZM15 222V221H14ZM24 222V221H23ZM33 222V221H32ZM35 222V221H34ZM39 222V221H38ZM111 222H110V224L108 225L109 227H111ZM36 223V222H35ZM43 223V222H42ZM27 224V223H26ZM25 223H24V225H26ZM29 224V223H28ZM33 224V223H32ZM31 224V225H32ZM41 224V223H40ZM44 224V223H43ZM112 224V225H113ZM21 225V224H20ZM23 225V224H22ZM30 225V224H29ZM119 225V224H118ZM117 225V226H118ZM121 225V224H120ZM123 225V224H122ZM45 226H46V224H45ZM104 226L106 227L105 228V230L103 231V229H104ZM115 225H113V227H114ZM51 227V228H52ZM108 227V228H109ZM120 227V226H119ZM19 228V227H18ZM28 228H30V227H28ZM32 229V228H31ZM89 229H91V230H93V229H96L97 231H89ZM113 229H117V228H113ZM112 229V230H113ZM3 230V229H2ZM18 230V229H17ZM20 230V229H19ZM41 230V229H40ZM53 230H54V228H53ZM109 230H111V229H108V231ZM118 230V229H117ZM21 231V230H20ZM23 232L25 231V230H22ZM34 231V230H33ZM37 231V230H36ZM42 231V230H41ZM116 231V230H115ZM23 232H19V233H21L22 235H23ZM40 232V231H39ZM42 232H44V231H42ZM53 232V231H52ZM55 232H56V234H55ZM109 232H111V231H109ZM114 232V231H113ZM119 232V231H118ZM121 232V231H120ZM10 233H13V232H11L10 231ZM8 234V233H6V234H8V235H11V234ZM19 233H13V234H16V236H17V234H18V236H19ZM27 233V232H26ZM25 233V235H23V236H26L27 234ZM41 233V232H40ZM108 233V232H107ZM112 233V232H111ZM1 234V233H0ZM2 234H4V233H2ZM52 234V233H51ZM108 234H110V233H108ZM119 234H121V233H119ZM38 235H39V233H38ZM106 235V234H105ZM113 235V234H112ZM3 236V235H2ZM15 236V238H17ZM22 236V237H23ZM29 236V235H28ZM33 236V235H32ZM35 236V235H34ZM40 236V235H39ZM110 236H111V234H110ZM110 236H107L108 237V239H110L111 237ZM9 237H13L14 238V236H9ZM105 237V236H104ZM110 237V238H109ZM113 237V236H112ZM119 236H117V238H118ZM121 237V236H120ZM119 237V238H120ZM0 238H1V235H0ZM5 238H6V236H5ZM4 237H3V240L5 239ZM18 238H20V236L18 237ZM30 238H32V237H30ZM117 238H116V236H115V238H113V239H116L117 240ZM118 238V239H119ZM24 239V238H23ZM52 239V240H51ZM112 239V238H111ZM109 240V242L110 241H112V240ZM27 240H28V238H27ZM1 241V240H0ZM8 242H9V240H7ZM112 242H114V241H112ZM111 243V242H110ZM109 243V244H110ZM113 244V243H112ZM112 246V245H111ZM115 247V246H114ZM117 247H119V246H117ZM111 249H112V247H111ZM5 251V250H4ZM110 251V250H109ZM115 251H116V249H115ZM118 251V250H117ZM102 252H101V256L103 257L104 255L102 254ZM111 253H112V250H111ZM110 253V254H111ZM115 253H117V252H115ZM94 254H96V256H97V258H96V256H92V255H94ZM106 255H107V253H105ZM115 256V255H114ZM117 256V255H116ZM95 257V258H94ZM101 257V258H102ZM109 257V256H108ZM91 258H93V259H95L94 261H92L91 262ZM41 259V260H42ZM103 259V258H102ZM102 259H101V261H102ZM112 260V259H111ZM53 261V262H54ZM108 261V260H107ZM18 262H19V260H16L15 262H14V264H18ZM98 262V261H97ZM100 262V261H99ZM103 262V261H102ZM54 263V264H55ZM115 263V262H114ZM33 264V263H32ZM95 264H97V263H95ZM109 264V263H108Z\"/></svg>",
	"mask_w": 264,
	"mask_h": 264
}]
</instances>
